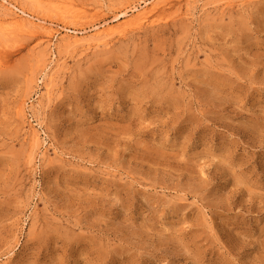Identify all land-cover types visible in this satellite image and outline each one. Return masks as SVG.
Listing matches in <instances>:
<instances>
[{
	"label": "rangeland",
	"instance_id": "374dc122",
	"mask_svg": "<svg viewBox=\"0 0 264 264\" xmlns=\"http://www.w3.org/2000/svg\"><path fill=\"white\" fill-rule=\"evenodd\" d=\"M9 1L0 264H264V0Z\"/></svg>",
	"mask_w": 264,
	"mask_h": 264
},
{
	"label": "bare ground",
	"instance_id": "6f19581e",
	"mask_svg": "<svg viewBox=\"0 0 264 264\" xmlns=\"http://www.w3.org/2000/svg\"><path fill=\"white\" fill-rule=\"evenodd\" d=\"M144 3H146V2H144ZM0 4L5 9V11L7 13H9V15L5 14L3 16L4 18L2 21H3V24L7 25L10 29H12V30L15 29V30L20 31L22 33L26 32L28 34H31L32 36L33 35L35 36V35L40 34L42 32L41 34L45 35L49 40H51L47 43L48 46H49V44H51L52 39H54L55 36L57 35L58 31L57 32L54 31L53 28L51 26H47L45 24V22L43 23L41 21L42 23L41 22L37 23V21L39 19L37 20L34 16L30 15L29 13H27L22 8L16 6L11 1L4 0V3L0 2ZM149 5H152L153 8L149 9L148 3H146L145 7H143L142 9H139V8L130 9V11L125 13L126 19H128V20L123 22L122 24L126 23V25H128L127 24L128 22H131L130 24H132V21L133 20L136 21V19H138L139 21H141L143 23V21H145L148 18L149 13H151L152 11H155L159 8V6L161 5L160 0H153V2H151ZM122 17H124V14ZM118 18H119V16L115 19L117 20ZM64 30H66V32L69 34L70 33L75 34V36H71L69 34L65 35L67 38L63 39L64 41L67 40V41L71 42L72 44H74V46L75 45L76 46H81V45L85 46V45H90V42H93V41H101L102 42V40L105 37H107L108 34H111L112 30L114 31V26H111V27L104 29V30H97V32L94 34V36L92 35L93 38L83 36L86 34V32L88 30L85 28L84 29H74V30L64 29ZM78 35H80V36L82 35L83 37H79ZM105 39H107V38H105ZM63 40H61V41H63ZM65 43H67V42H65ZM72 44H71V46H72ZM95 47H97V46H95ZM49 49H51V47H49ZM89 49H90V47H89ZM57 55H56V58L58 57ZM56 63H58V62L56 61ZM34 131H36V130L34 129ZM34 131H33V133H34ZM39 135L40 134L37 132H35L33 135V140L36 143H38V145H39V140H40Z\"/></svg>",
	"mask_w": 264,
	"mask_h": 264
}]
</instances>
